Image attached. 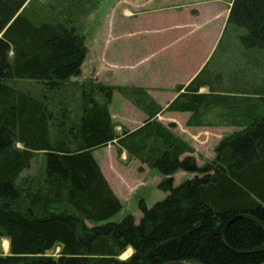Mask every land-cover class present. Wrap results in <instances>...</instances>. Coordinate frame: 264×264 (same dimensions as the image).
Instances as JSON below:
<instances>
[{
	"label": "trees",
	"instance_id": "trees-1",
	"mask_svg": "<svg viewBox=\"0 0 264 264\" xmlns=\"http://www.w3.org/2000/svg\"><path fill=\"white\" fill-rule=\"evenodd\" d=\"M99 1L0 0V229L11 252L0 264H264V94L230 108L244 129L224 138L203 167L180 160L184 148L156 120L163 108L142 105L141 89L118 88L140 98L134 103L151 123L118 135L109 112L116 89L72 83L88 54L76 25ZM228 25L246 31L245 50L264 51V0H234ZM199 79L187 92H198ZM68 86L77 93L70 91L66 115L59 108L66 97L56 98ZM195 97L181 95L166 111L188 112ZM200 98L196 104L209 101ZM115 141L166 177L159 186L166 198L150 209L142 203L139 222L132 215L110 222L122 206L92 151ZM38 153V171L23 178ZM178 171L196 177L175 186ZM57 247L60 257L46 256Z\"/></svg>",
	"mask_w": 264,
	"mask_h": 264
},
{
	"label": "rangeland",
	"instance_id": "rangeland-1",
	"mask_svg": "<svg viewBox=\"0 0 264 264\" xmlns=\"http://www.w3.org/2000/svg\"><path fill=\"white\" fill-rule=\"evenodd\" d=\"M39 2L46 7L52 5L51 0H39ZM116 2L117 0H100L97 3L98 6L96 9H93L90 4L87 6V10L90 11L89 14H86L87 16L83 20L79 19L76 28L85 39L88 49V58H86L83 64L81 76L73 78L72 83L76 85L81 83L93 84V86L103 85L116 89V100L114 99V93L112 102L109 106V112L117 134L123 136L125 131L133 133L145 127L151 123V119L144 109L135 105L134 102H137L140 98L131 95L135 100L128 99L125 96L130 95L131 92H126L124 95L119 92L118 88H138L143 90L145 92V99L142 105L147 103L148 110H153L154 108V106L149 103L150 100L154 101L160 107L161 105L164 107L172 100V96L169 95V97L162 94L160 99L155 101L149 96L147 89L143 86L123 85L129 84V82L131 80L134 81L133 79L135 78L138 80L140 76H123L121 73L117 72L118 75L115 71H111L112 69H109L111 71L109 72L106 67L104 68L101 66L103 49H106L108 46H113L115 50H117L118 47H123L124 40L117 44L116 35L108 33V30L111 31L110 27L112 24H114L115 32L117 24H120V22H118V18H120V9L117 11L115 19L114 13L112 12ZM245 33L246 31L244 29L229 25L225 35L222 37L220 48L213 55V59L202 77V79L205 78V80H213V86L218 88L216 94H221L220 92H222V94L234 93V95L236 94L235 98L238 102L249 99L252 97L253 92L264 91V87L259 85V82H264V51L253 49L251 51L245 50V52H241L244 48L241 45L239 37ZM127 42L128 39H125L124 44ZM133 43L136 42L133 41ZM136 54L141 55L140 58H142L146 56L148 52L140 45ZM244 68L248 72L245 71ZM102 71H106V73L103 75ZM218 77H221L222 80ZM240 80H245L246 83H240ZM233 82L237 85H233ZM35 83L36 82L26 80H17L14 82V84H18L19 87L29 91L44 92L43 86L41 84L36 85ZM165 85H157L158 90H160L161 87L166 88ZM235 86H237L236 89H234ZM62 90L58 91L60 96H58L56 100H60V97L63 96L66 97L59 108L64 110L65 114L68 115L69 112H72V106H70L71 102L68 98L72 91L77 93V87L68 86L64 88L63 91ZM223 90L227 92L225 93ZM177 91L180 90L177 89ZM53 93L56 92H49V94ZM102 95L98 93L96 96L99 105L105 103V99ZM74 96L75 98H78V96L80 97L78 94ZM200 99V97L196 96L194 102L201 101ZM196 102L191 107L193 109H189L187 114L182 115V117H175L173 113L167 115L165 112L166 110L163 109V113L161 112L157 115L156 120L160 125L166 128L167 132L171 133L173 137L181 143L184 148V154L180 156V160L192 157L196 160L199 167H203L215 159V150L220 142L235 132L241 131L240 129L244 127H241L240 124H243L246 120L239 119L237 126L235 117L223 112V109L219 110L223 112L222 114L215 115L219 111L214 114L213 103L211 104L208 101V103L205 102L202 105L197 103L199 104L197 105ZM203 107H207L208 109L205 115ZM209 110L210 112L208 113ZM72 117L74 119V116ZM80 117L82 118V113H80ZM121 149L120 146L111 144L95 148L92 152L96 162L100 166L104 178L122 206L121 212L114 216L110 222L119 223L129 215L134 216L135 219L139 221L143 216V212L141 211L142 203L150 209L157 202L166 198L167 194L159 189L160 184L166 177L163 176L158 169L152 168L146 163L145 159L139 158L136 155H131L129 151ZM40 156H43V154H37L36 161L32 168L23 175V178L28 179L38 171L40 167L39 162L42 159ZM195 177V174L178 171L173 176L174 185L179 186L184 181L193 180ZM89 225L92 226V224ZM5 242L8 243L7 249L5 248ZM57 248L51 250L49 256H56L58 252ZM131 255L132 250L129 249L120 259L127 260ZM9 256H11L10 240L4 236L2 229H0V257L5 258Z\"/></svg>",
	"mask_w": 264,
	"mask_h": 264
},
{
	"label": "crops",
	"instance_id": "crops-1",
	"mask_svg": "<svg viewBox=\"0 0 264 264\" xmlns=\"http://www.w3.org/2000/svg\"><path fill=\"white\" fill-rule=\"evenodd\" d=\"M233 1L117 0L112 12L115 19L117 11L120 9V18H118L120 24H117L116 32L114 24H112L111 31L108 30V33L116 35L117 44L124 40L123 47H118L115 50L113 46H108L103 49L101 66L106 67L108 70L112 69L111 71H115L116 74L119 72L123 76H140L138 80L137 78L133 79L134 81L128 80L130 81L129 84L123 85L143 86L155 101L160 99L162 94L172 96L169 104L164 107L161 105L164 110L181 95L208 96L209 102L213 103L214 114L223 109V112L235 117V113L233 114L230 108L238 107V104L241 103L236 101V94H222V92L216 94L218 88L213 86V80L202 79L213 59V55L220 48L222 37L229 27L228 18ZM125 39H128L126 44H124ZM133 41L136 43H133ZM140 45L148 52L142 58H140L141 55L136 54ZM243 51L245 52V49L241 52ZM111 71L109 70V72ZM245 71L247 70L245 69ZM102 73L104 75L106 71H102ZM218 78L221 79V77ZM196 79H199L201 83L198 92H194L195 89L187 92L186 89ZM239 82L246 83L245 80ZM263 83V81L259 82V85L264 87ZM162 84H166V88L161 87L158 90L157 85ZM233 85L237 84L233 82ZM236 88L237 86L234 89ZM177 89L180 91H177ZM223 91L227 92L226 90ZM260 93L264 94V91L253 92L252 97L248 98L251 101L255 100L259 98L257 95ZM116 94L114 95L115 100ZM250 104L252 103L250 102ZM203 110L205 115L208 109L203 107ZM165 112L167 115L173 113L175 117H182V115L187 114V112L180 111ZM223 112L219 111L215 115ZM235 120L238 126V119L235 118ZM245 123L244 121L240 125ZM111 144L117 145V142Z\"/></svg>",
	"mask_w": 264,
	"mask_h": 264
},
{
	"label": "water",
	"instance_id": "water-1",
	"mask_svg": "<svg viewBox=\"0 0 264 264\" xmlns=\"http://www.w3.org/2000/svg\"><path fill=\"white\" fill-rule=\"evenodd\" d=\"M167 264H187V263H182V262H171V263H167Z\"/></svg>",
	"mask_w": 264,
	"mask_h": 264
},
{
	"label": "bare ground",
	"instance_id": "bare-ground-1",
	"mask_svg": "<svg viewBox=\"0 0 264 264\" xmlns=\"http://www.w3.org/2000/svg\"><path fill=\"white\" fill-rule=\"evenodd\" d=\"M5 248H6V249L8 248V243H7V242H5Z\"/></svg>",
	"mask_w": 264,
	"mask_h": 264
}]
</instances>
